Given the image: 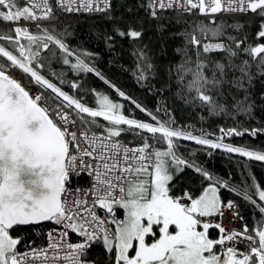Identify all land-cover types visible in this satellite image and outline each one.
<instances>
[{"label": "snow or ice", "instance_id": "snow-or-ice-1", "mask_svg": "<svg viewBox=\"0 0 264 264\" xmlns=\"http://www.w3.org/2000/svg\"><path fill=\"white\" fill-rule=\"evenodd\" d=\"M99 3L100 0H58L55 3L41 0L40 4L11 11L9 9L14 7L15 0H0V7L4 9L0 11V19L5 22L22 19L27 22L50 20L54 19L61 10L92 12L104 11L108 7V0H103L104 8H100ZM149 4L150 10L157 5L160 9L177 5L189 12L199 9L201 14L251 11L264 17V0H195V2L194 0H167V2L149 0ZM41 6L44 11L37 15L34 8ZM152 14L155 15V12L153 11ZM212 23L215 24V21ZM35 26L40 27L38 23ZM223 27V24L214 27L205 24L199 26L202 34L211 32L214 37L224 35ZM233 27L239 28V25ZM13 31L17 38L14 40L12 36H8L6 39L18 49V55H14L2 46H0V55L6 57L12 67L22 70V78L30 74L36 85L51 90L54 97L37 94L32 98L21 83L10 78L3 66H0V264H34L35 261H39L40 264H56L60 259L67 260L69 264H87L86 250L93 242L99 243L101 240L109 253L115 251V264H264V229L255 231L257 241L254 236L247 235V226L243 233L232 230L231 234H225L226 229L220 223L213 225L202 220L201 218L217 215L223 217L224 209H231L233 203L230 201L222 205L216 185L206 188L197 199H192L186 193L185 197L191 200L190 205H185L178 198L171 197L168 182L173 179V175L169 173L170 165L163 159L169 157L176 171L180 170L181 165L190 166L174 151L177 147L174 140L183 139L211 149H222L228 154L235 153L241 157L264 161V152L223 142L227 137H242L245 134L256 136L258 130L221 128L220 136L214 141L208 138V134L202 133L197 136L173 127L174 121H156V117L151 113L148 115L156 121L155 125L127 118L120 114L121 105L112 102L107 95L99 96L95 100L98 108L86 106L32 67L39 53L31 50V44L39 42L43 49H49L50 43L58 46L64 54L65 65L69 64V57L72 55L68 46L51 35L46 34L45 37L30 35L27 27H16ZM120 34L125 35V33ZM127 35L136 38L141 34L133 31ZM258 36L264 38V30H261ZM20 38H26L29 47L21 44ZM190 42L197 45L200 43L195 36ZM203 49L205 53L224 50L232 56L236 55L223 43L205 44ZM244 51L251 57H258L264 53V44L249 46L244 48ZM71 68L81 72L93 71L79 58ZM203 68L204 64L198 61L195 71L191 68L187 69V72L192 73L194 77L189 87L199 93L197 98L203 103L215 106L213 98L204 94V85L215 86L219 80L214 75L209 81L203 74ZM216 68L221 76L225 74L224 65L217 64ZM246 69L247 62L239 68L241 79L233 81L237 89L244 87L243 78L246 76ZM260 71L264 74V57H260ZM96 75L101 76L99 72ZM138 79L144 80L146 77L140 75ZM247 79L251 80V77L248 76ZM71 87L77 88V84L72 83ZM119 95L124 97L123 92H119ZM53 99L59 103H52ZM40 101H43L45 106H41L38 103ZM65 105L68 109L74 108L77 118L83 125L104 127L96 123V118L102 117L109 125L106 135L98 136L93 133L89 136L85 132L78 138L76 131H69L68 125L71 123L75 126L76 121H70L68 114L63 112ZM237 105L245 112H249L253 107L249 105L248 108H244L239 101ZM136 107L140 108V105L137 104ZM85 114L88 119H85ZM50 117H55L62 126H58ZM121 125L128 127H118ZM137 129L151 134L153 139L167 141V151L154 153V173L150 185L144 180L133 183L129 179L133 174L137 178L141 173L149 174L148 167L152 162L151 154L146 153L149 148L148 143L145 142L143 147L129 149L123 147L118 140L113 141V138L120 137L122 132L135 133ZM157 134H160L159 137ZM84 142L89 147H83ZM70 143L75 144L78 153L82 152V155H79L81 167L95 180L91 186L93 196L91 202L86 199L88 193L83 192L82 189L79 190L81 195H77L76 191H69L65 187L66 183L70 184L69 170L75 166L78 159V155L69 154ZM84 157L90 159L85 161ZM195 170L209 180L212 179L209 173L200 167L197 166ZM125 183L129 185L127 189L124 187ZM118 186L120 194L117 196L115 193ZM220 186L229 188L227 182ZM250 187L255 188L259 201L264 202V190L258 185H245L240 189L229 188V190L243 193L244 199L250 200L252 205L264 214V206L257 205L256 201L251 199ZM38 189H46V191L37 194ZM62 194H64L63 200ZM69 196L73 197L72 203H69ZM97 205L100 209H106L107 214L113 213L114 205L126 210L123 220H116L113 216L110 221L116 225L114 233L105 227V220L96 215ZM233 216L242 219L238 216V211L233 213ZM41 222H54L55 225L62 226L63 231L56 234L49 231L47 235L50 242L47 247L35 248L25 245L31 250L22 254L17 252V245L21 240L12 238L9 234L10 230L14 226L39 225ZM259 223L264 224V219ZM171 225L175 226L174 234L169 231ZM154 226L158 227L160 235L155 242L148 244L146 236L154 234ZM198 226H202L203 230L198 231ZM213 226L224 234L216 240L208 237V230ZM69 230L82 237L83 242L68 243ZM57 235L59 239L55 238ZM241 239L247 240L250 244L258 243V246L251 247L249 254L238 252L235 246L227 247L220 254L214 251L217 245L224 246L226 241L235 245ZM134 241L138 242V246L135 248L134 256L130 257L129 250L134 247ZM62 251H66L67 255L61 257ZM49 252L54 253L51 260L48 256ZM241 256L242 258H238Z\"/></svg>", "mask_w": 264, "mask_h": 264}, {"label": "trees", "instance_id": "trees-1", "mask_svg": "<svg viewBox=\"0 0 264 264\" xmlns=\"http://www.w3.org/2000/svg\"><path fill=\"white\" fill-rule=\"evenodd\" d=\"M23 7H26L23 2L15 0L12 10ZM0 9L4 10L3 7ZM152 12L149 0H112L109 12L95 17L58 12L53 20L62 21L61 23L42 24L39 28L30 25V28L40 35L46 33L65 43L72 53L69 64H63L62 50L50 43V50L41 47L38 51V59L33 62L32 67L86 106L98 108L95 100L99 96L107 95L112 102L122 103L120 111L122 110L123 115L139 122L155 125L156 121H174L173 127L197 136L202 133L208 134V138L214 141L220 136L221 128L258 130L256 136L245 134L242 137H227L223 142L264 152V74L260 71V57H264V53L258 57H251L244 51V48L249 46L264 44V38L258 36V33L264 30L262 28L264 17L224 16L211 19L199 18L194 21L191 18H175L176 16L170 17L167 14L161 18H154ZM213 21L215 24L212 23ZM0 22L5 21L0 19ZM201 24L208 27L223 24L224 35L214 37L211 32L202 34L199 28ZM233 25H239V28ZM14 29L11 25H0V35H15ZM133 31L141 35L136 38L127 35ZM194 34L200 41L199 45L190 42ZM204 39L225 40L227 46L236 55L232 56L224 50L205 53L202 45ZM21 41L25 42V39ZM0 44L14 55H18V49L13 44H9L7 39L0 38ZM0 58L9 62L2 55ZM77 58L93 71L73 70L71 65L77 62ZM198 61L204 64L202 71L209 81L214 75L219 80L215 86L204 85V94L213 98L215 106L203 103L197 98L199 93L189 87L194 77L192 73L187 72V69L191 68L195 71ZM245 62L247 69L243 78L244 87L237 89L233 81L241 79L239 68ZM217 64L225 66L223 76L216 68ZM97 72L101 74L102 79L101 76L96 75ZM140 75L145 76L146 79H138ZM248 76L251 80L247 79ZM27 78L33 80L30 74ZM72 83L77 84V88H72ZM119 92H123L124 97H121ZM237 101L242 102L244 108L252 105L253 107L249 109L251 114L243 111L237 105ZM137 104L140 108L136 107ZM148 113L155 116L156 121ZM85 119H88L86 114ZM96 123L104 127L80 124L85 129L106 134L108 122L99 117L96 118ZM159 135L157 134V137ZM117 139L141 145L147 142L149 150L167 151L166 140L153 139L151 134L144 130L137 129L135 133L122 132ZM174 143L177 145L174 149L176 154L190 166L184 165L183 169L169 181L171 195L177 198L187 193L195 197L211 181H219L220 183L216 184L221 203L233 201L237 206L238 216L242 217V219L237 217L236 225L241 229L247 226L248 231L252 233L264 229V224L259 223L264 219V214L259 208L252 205L250 200L246 201L243 193L229 190V188L240 189L245 185H258L264 190V161L241 157L235 153L228 154L222 149H211L194 141L179 139L174 140ZM163 159L168 161L170 158ZM197 166L207 171L212 179L209 180L202 173L197 172L195 170ZM153 172L154 169L148 170V173L153 174ZM141 177L143 176L136 177L133 182H137ZM72 180L83 184L87 176L80 174L72 177ZM224 182L228 183L229 188L220 186ZM249 193L257 205L264 206V202L259 201L256 196L255 188L250 187ZM113 208V213L108 214L112 233L115 232L116 227L115 224L110 223L113 216L116 220H123L126 216L125 209L118 205H114ZM52 226L53 222L37 226L19 225L10 230V236L21 240L17 245L18 250L26 242L41 239L35 234L34 228H40L45 232ZM156 232H159L158 228ZM220 234L214 226L208 230L209 238L217 239ZM226 244L217 245L215 249L226 250ZM86 254L87 259L94 264H115V251L109 253L102 240L99 243L93 242Z\"/></svg>", "mask_w": 264, "mask_h": 264}, {"label": "built area", "instance_id": "built-area-1", "mask_svg": "<svg viewBox=\"0 0 264 264\" xmlns=\"http://www.w3.org/2000/svg\"><path fill=\"white\" fill-rule=\"evenodd\" d=\"M22 1L25 2L29 6L35 5V4H40V2H41V0H22ZM50 2L55 3V2H58V0H50ZM165 2H167V0H165ZM194 2H195V0H194ZM111 6H112V0H108V7L104 11L66 12V11L61 10L60 12L61 13H65V14H69V13H71V14H73V13H85V14L102 13V14H107L109 12V10L111 9ZM99 7L100 8H104L103 0H100ZM153 10L156 13L154 18H161L163 15L164 16L166 15V12L168 13L167 16H170V17L176 16L175 18H191V19H194V20H196L198 18H213V17H218V16H259L258 14L253 13L251 11L238 12V13L221 12V13H217V14H201L199 12V9H193L192 11L189 12V11L182 10L177 5H174L172 8H165V9H160L158 7V5H157L156 7L153 8ZM43 11H44V9H43L42 6L39 7V8H34V12L37 15L42 14ZM163 12H165V14ZM40 22H45V21L40 20L37 23H40ZM210 43L211 42L205 41L203 44L205 45V44H210ZM215 43H223V44H225V42H214V43H211V44H215ZM0 66H2V65H0ZM3 69H4L5 73L8 76H10L13 79H16L17 82L21 83V85L29 92V94H30V96H32V98H34L35 95H37V94L54 97V94H52L51 92L47 91L46 89H43L41 86L36 85L35 82L27 81L25 77L22 78V76H23L22 70H20L19 68H14L11 65H3ZM38 103H40L42 106H45L43 101H40ZM52 103H59V102L55 101L53 99ZM63 112H66L68 114V117H69L70 121H72V120L76 121L75 126H73L70 123L68 125V128H69V131H76L78 138L81 137V133H85V132L89 136H91L93 133H95L98 136L103 134V133H100V132H97V131H91V130L89 131V130H85V129H82L81 127H79L78 124H77L76 115L74 114V112L71 109H68L66 107V105L63 108ZM103 135H106V134H103ZM116 140H118V139L113 138V141H116ZM118 141L123 147H127L129 149L143 147V145H141V144L129 143V142L121 141V140H118ZM82 146L83 147H89L86 142H84ZM146 153L151 154L150 155V160H151L152 163L149 165L148 169H152L154 167V164H155V156H154L155 152L153 150L147 149ZM69 154L70 155H78V159L75 162V166L70 168V170H69L70 171V176H69L70 184L66 183L65 187L67 189H69V191H76L77 195H81V192L79 190L82 189L83 192L88 193L86 199L89 202H91V200L93 199V196H92V193H91V186H92L93 183H95V180H94V178L92 176L89 175L88 172L83 171V169L81 167V163L82 162L79 159V155H82V152L81 153L77 152L75 144H71V147L69 148ZM89 159H90L89 157H84L85 161H88ZM93 163H95L94 160H93ZM80 174H85L87 176V180L83 184L82 183H76V182H74L72 180V177L78 176ZM129 179H131V180L135 179V175L134 174L131 175L129 177ZM125 186H126V183L124 184V187ZM115 194L117 196L120 194L119 193V186L117 187ZM63 199H64V194H62V200ZM68 199H69V203H72L73 197L69 196ZM179 200H180L181 203H183L185 205H187V203H188V200H187V198L185 196L180 197ZM89 206H91V203H89ZM95 211H96V215L100 219L105 220V227H107L110 230V232H111V228H110V226H109V224L107 222V219H106V209H100L99 205H97L95 207ZM224 213H225L224 216L223 217L220 216L219 220H218V222L221 224V226L226 228L229 234H231L232 230H235V231H237L239 233H243L244 230H240V229L236 228V225H235L236 217L234 218V216H233V213H236L235 207L233 206L231 209L225 208L224 209ZM201 219L208 222V221L211 220V217L201 218ZM49 231H52L54 234H56V233H59V232L63 231V228H62V226L55 225V223H53V226L50 229L46 230L45 232H43L40 228H34L35 234L37 236H40L41 239H39V240H37L35 242H26L25 245H31V247H35V248H39L41 246L47 247L48 243L50 242L49 239H48V235H47ZM247 235L254 236V238L258 241V237H255L254 234H251V233L248 232ZM101 236H102V234H101ZM55 238L59 239V236L57 235ZM67 241H68V243H73V244L74 243H81V242H83V238L79 237V235L77 233H73V232H71L69 230L68 231V236H67ZM25 245L23 247L19 248L17 250V252L22 254V253H24L26 251H30L31 250V248H26ZM232 246H235L236 248H240V249H245L248 252H250L251 251V247L258 246V243L250 244L247 240L241 239L240 242L235 244V245H233V243H232ZM53 255H54V253H52V252L48 253V256H49L50 260H51ZM60 255H61V257H63L65 255H67V252L66 251H62L60 253ZM34 264H40V262L39 261H35ZM56 264H69V262L67 260H65V259H60L59 261L56 262ZM87 264H93V263H92V261L87 260Z\"/></svg>", "mask_w": 264, "mask_h": 264}, {"label": "rangeland", "instance_id": "rangeland-1", "mask_svg": "<svg viewBox=\"0 0 264 264\" xmlns=\"http://www.w3.org/2000/svg\"><path fill=\"white\" fill-rule=\"evenodd\" d=\"M12 9V8H11ZM14 10H16L15 8H14ZM12 11V10H11ZM15 22H19L18 24H12V26L14 27V28H16V27H27L28 29H29V34L30 35H34V36H46V33H43V34H38L37 32H33L32 30H31V28H30V25H26L25 23L27 22V21H23V19L22 20H19V21H15ZM7 23H9V22H7ZM33 26H35V25H33ZM7 36H15V35H7ZM23 39V38H22ZM25 39V38H24ZM214 41H217V40H214ZM27 43V44H26ZM22 44H24V46L25 47H29V42L27 41V40H25V43H22ZM41 45H40V43L39 42H37L36 44H31L30 45V48H31V50L33 51V52H38L40 49H41ZM112 101V100H111ZM117 104H119V105H121V108H122V103L120 102V101H118V102H116ZM120 114H123L122 113V110L120 111ZM146 222V221H145ZM158 228V227H157ZM157 228L154 226V229H153V233H154V239H158V237H159V235L160 234H157L156 233V231H157ZM197 230L198 231H202L203 230V228L202 227H200V226H198V228H197ZM169 231L171 232V233H175V231H176V229H175V226L174 225H171L170 226V228H169ZM150 235V234H149ZM148 235V236H149ZM148 236H146V241H147V238H148ZM220 238V237H219ZM211 239V238H210ZM135 243H137V242H135L134 241V245H135ZM147 243V242H146ZM214 251L216 252V254H220L221 253V251H219V250H216L215 248H214ZM134 254H135V251H134V247L132 248V249H130L129 250V256L131 257V256H134ZM205 255H207V253H205ZM223 256V255H222ZM222 256H221V259L223 260L224 259V256H223V258H222Z\"/></svg>", "mask_w": 264, "mask_h": 264}, {"label": "crops", "instance_id": "crops-1", "mask_svg": "<svg viewBox=\"0 0 264 264\" xmlns=\"http://www.w3.org/2000/svg\"><path fill=\"white\" fill-rule=\"evenodd\" d=\"M167 162H168V165H170V166H169V173L172 174L173 177H174L176 174H178V172H179L180 170L183 169V166H184V165H181V166H180V170H179V171H176V170H175V166L171 164V160L169 159ZM153 173H154V172H153ZM141 175H142L143 177H141L139 180L147 181V182L149 183V185H150V183H151V179L153 178L152 174L149 173L148 175H145V174H141ZM137 182H138V181H137ZM133 183H136V182H133ZM211 185H216V186H217L216 182L211 181L207 186H205V187L202 189L201 192H199L195 197H191V198H192V199H197V198H199V197L204 193V190H205L206 188H208L209 186H211ZM128 187H129V185H128ZM128 187H127V188H128ZM168 188H169V182H168ZM169 195H170L171 197H173V198H176V197H174L173 195H171L170 192H169ZM156 233H157V232H156ZM157 234H160V233H157ZM173 234H174V233H173ZM158 238H159V237H158ZM156 239H157V238H156ZM156 239H154V234H150L149 237L147 238V241H146V242H148V240H149L148 243H153V242H155Z\"/></svg>", "mask_w": 264, "mask_h": 264}, {"label": "bare ground", "instance_id": "bare-ground-1", "mask_svg": "<svg viewBox=\"0 0 264 264\" xmlns=\"http://www.w3.org/2000/svg\"><path fill=\"white\" fill-rule=\"evenodd\" d=\"M65 14V13H64ZM72 15H75V16H92V17H95V16H102L104 14L102 13H94V14H85V13H73ZM62 21H54V20H50V21H47V22H40V24H47V23H61Z\"/></svg>", "mask_w": 264, "mask_h": 264}, {"label": "water", "instance_id": "water-1", "mask_svg": "<svg viewBox=\"0 0 264 264\" xmlns=\"http://www.w3.org/2000/svg\"><path fill=\"white\" fill-rule=\"evenodd\" d=\"M50 118H52V117H50ZM59 126V125H58ZM40 191H46V189H38L37 190V194H39V192ZM62 198V197H61ZM44 223H46V222H41L39 225H41V224H44ZM20 226H30V225H20ZM32 226V225H31ZM33 226H37V225H33ZM15 227V226H14Z\"/></svg>", "mask_w": 264, "mask_h": 264}, {"label": "flooded vegetation", "instance_id": "flooded-vegetation-1", "mask_svg": "<svg viewBox=\"0 0 264 264\" xmlns=\"http://www.w3.org/2000/svg\"><path fill=\"white\" fill-rule=\"evenodd\" d=\"M10 234V233H9ZM138 246V242L137 243H135V245H134V251H135V248Z\"/></svg>", "mask_w": 264, "mask_h": 264}]
</instances>
